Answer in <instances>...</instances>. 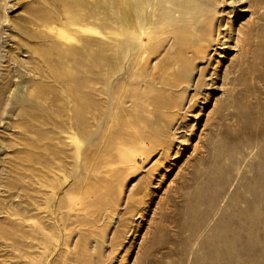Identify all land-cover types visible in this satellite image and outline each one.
<instances>
[{
	"label": "rangeland",
	"instance_id": "rangeland-1",
	"mask_svg": "<svg viewBox=\"0 0 264 264\" xmlns=\"http://www.w3.org/2000/svg\"><path fill=\"white\" fill-rule=\"evenodd\" d=\"M97 1L91 0L92 12L98 9L99 16L89 17L78 7L69 12L61 0H0V264L11 262L10 211L36 197L44 212L33 210L32 222L45 213L48 252H70L83 241L82 253H71L70 264H264V0H190L179 17L168 14L155 36L157 50L134 77L124 64L122 8L111 0L108 17V6ZM64 24L71 27V41L62 39L63 33L57 38ZM45 32L50 39L40 38ZM85 37L94 44L86 54L104 51L111 65L108 77L102 74L95 82L96 91L93 84L83 87L94 114L78 123L66 82L77 78L76 72L90 76L76 70L71 79H52L48 63L32 51L48 46L50 63L70 71L77 59L64 57V63L61 54L75 44L83 48L78 39ZM145 41L151 42L148 36ZM169 64L174 68L165 67ZM170 79L178 80L171 85ZM34 81L41 84L38 96L32 95ZM107 107L108 125L97 126ZM96 127L98 133L88 137ZM98 146L92 166L85 152ZM92 186L95 192L70 211L69 245H60L65 238L51 212Z\"/></svg>",
	"mask_w": 264,
	"mask_h": 264
},
{
	"label": "bare ground",
	"instance_id": "bare-ground-1",
	"mask_svg": "<svg viewBox=\"0 0 264 264\" xmlns=\"http://www.w3.org/2000/svg\"><path fill=\"white\" fill-rule=\"evenodd\" d=\"M35 1V0H34ZM40 1V0H39ZM97 1V0H96ZM46 2V1H45ZM50 2V1H49ZM61 2L63 3V6L64 7H66V8H68V11L69 12H71V11H73V9L75 8V7H78L79 9H82V10H85L86 11V14L87 15H89V17L91 16V15H94L95 17H96V15L95 14H97L96 13V11L98 10H96V11H94L95 12V14H94V12H92V7L94 6V4H92V2H91V0H61ZM111 0H100V1H97L96 3H98V5L100 4H103V5H106V6H108V13L107 14H109V15H106V16H110V12H111V9H112V6H111ZM115 2L117 3V6H119V7H121L122 8V11H123V17H122V20H121V26H120V28H119V31H122V33L124 34V39H125V43H124V51H125V55H124V58H126L127 59V61H126V63H124L125 65H126V73L127 74H129L131 71H133V77L136 75V73L137 72H139V71H141V70H144L145 69V63H146V61L149 59V55L151 54V53H154L156 50H157V48L158 47H156V45L158 44L157 43V41L159 40L158 38H156L155 36H156V34L157 33H159V32H162V30L164 29V27H165V24H166V18H167V16H168V14L169 13H171V14H173V16L174 17H179V15H181L182 13H184V12H186L187 11V9H188V7H191L190 6V0H115ZM40 3V2H39ZM168 3V4H167ZM57 4V3H56ZM106 6H104V7H106ZM195 8V7H194ZM100 9H101V7H100ZM185 9V10H184ZM64 10V9H63ZM196 10H197V12H199L200 10L199 9H197L196 8ZM62 11V10H61ZM79 12H80V10H78ZM62 12H64V11H62ZM100 13H101V11H99ZM75 13V12H74ZM74 13H71V14H73V17H72V19H74L75 17H74ZM85 13V12H84ZM93 13V14H92ZM78 14V13H77ZM99 14V13H98ZM97 14V15H98ZM54 15H55V13H54ZM57 15V14H56ZM62 16H64L63 14H62ZM70 17H71V15H69ZM76 16V15H75ZM79 16H81V13H79ZM82 16H83V14H82ZM99 16V15H98ZM203 18H205V15H201ZM38 17V16H37ZM55 17V16H54ZM58 17V19L60 18L59 16H57ZM76 17H78V15L76 16ZM87 17V16H86ZM93 17V16H92ZM111 17V16H110ZM65 18V17H64ZM83 18H85V17H83ZM51 19V18H50ZM61 19V18H60ZM67 19H68V15H67ZM67 19H66V21H67ZM70 19V18H69ZM76 19V18H75ZM78 19H80L79 17L76 19V21L78 20ZM86 19H88V18H86ZM111 19V18H110ZM16 20V19H15ZM37 20V19H36ZM35 20V21H36ZM47 20V19H46ZM103 20V19H102ZM105 20V19H104ZM208 20H210V18H208ZM43 21V20H42ZM48 21H51V20H49L48 19ZM61 21V20H60ZM79 21V20H78ZM108 20H106V22H107ZM51 22H53V20L51 21ZM73 22H75V21H73ZM72 22V23H73ZM103 22V21H102ZM44 23H46L47 24V22H44ZM60 23V22H59ZM69 23H70V20H69ZM72 23H70V25L72 24ZM108 23H110V22H108ZM65 24H67L66 22H65ZM64 24V25H65ZM101 24V23H100ZM147 24L149 25V27L147 26ZM209 24H211V22L209 23ZM34 25H36V22L34 23ZM43 26H44V24H42ZM61 25V24H60ZM64 25H62L63 26V29H62V31L59 33L58 32V34H57V38L59 37L60 38V35H62V33H63V37H62V39H67L68 41H71L72 39H71V35H70V33L68 34L67 33V31H69L70 30V28L69 29H67L68 27V25L66 26H64ZM104 25V24H103ZM108 25V24H107ZM55 27H56V25H54ZM72 27H73V25H71ZM110 26V25H109ZM108 26V27H109ZM58 27H59V25H58ZM108 27H102V28H108ZM48 28H51V26L50 27H48ZM53 28V27H52ZM74 28V27H73ZM76 28V27H75ZM40 29V28H39ZM39 29H38V31H39ZM77 29V28H76ZM61 30V29H60ZM73 30H75V29H73ZM72 30V31H73ZM37 31V32H38ZM50 31H52V30H50ZM100 30H98V32H99ZM49 32V31H48ZM57 32V31H56ZM74 32V31H73ZM104 32V31H103ZM52 33V32H51ZM55 33V32H54ZM54 33L52 34V35H54ZM65 33V34H64ZM78 33V32H77ZM72 34H74V33H72ZM136 34V38H134V35ZM77 35V34H76ZM106 35V34H105ZM38 36V35H37ZM41 36V35H40ZM49 34H47L46 32L44 33V35H42L40 38H43L44 40L45 39H50L49 37ZM65 36V37H64ZM91 36V35H90ZM149 37L150 38V40H151V42L150 43H148V42H146L145 40H146V37ZM39 37V36H38ZM52 38H54V37H52ZM51 38V39H52ZM57 38L55 37L54 38V40H56L57 41ZM58 38V39H59ZM86 38V37H85ZM31 39V38H30ZM42 39V40H43ZM61 39V38H60ZM82 39V38H81ZM81 39H78V42L79 43H82L83 44V48L81 47V48H77L75 45H74V48H72V49H66L65 51H64V53L62 52V54H61V56H62V59H60V60H63V58L64 57H69V58H73L74 59V61L77 59V61H78V63H77V65H76V68L75 69H70V71H68V70H65V69H62L61 67H59V68H57L56 67V65L57 64H53L52 62V64L56 67H52L51 65V63H50V61H51V58L49 57V54H48V50H45V48L44 47H46V46H44L43 44H40V46H44V47H42V48H40V47H36V48H34L33 49V51H32V53H35L36 55H38V56H41L42 58H44V61L40 58V60H42L41 61V63L42 62H46V63H48V66H49V70H51V76H52V79L53 78H55L56 80H58V79H60L61 77H66V76H69L70 77V75H73L74 74V72L77 70L78 71V74L79 73H87V76H90V77H84V76H81V75H77V72H76V76H77V78H74L71 82H66L64 79V81L67 83L66 85H67V92L65 93V94H67L68 92V94H70L71 96H72V99L73 100H75V103H74V109L72 108V107H69L70 109L72 108L73 109V119L76 121V122H78V123H84V121H85V118H86V116L87 115H89V114H94L93 112H92V105L91 104H93V101H92V99H91V96H85L86 94H89V92L87 93L86 92V94L84 95L83 93V91H82V89H83V87L85 86V85H87V86H91V88H92V84H93V88H92V91H96L97 89H96V81H98V78L103 74V75H105V76H107L108 77V75H109V71H110V66L109 65H111V63H109V62H111V61H109V59H107V57L104 55V51L103 52H101V54H99V53H96V52H88V55L86 54V50H87V48H90V46L92 45V43H91V40L92 39H90V40H87L88 39V37L86 38V40L85 39H83V41H81ZM40 40V39H39ZM54 40H49V41H47V42H52V43H54L55 41ZM99 40V39H98ZM100 40H103V39H100ZM61 41V40H60ZM94 41H95V39H94ZM104 41V40H103ZM102 41V42H103ZM161 41V40H160ZM42 42V41H41ZM44 42V41H43ZM42 42V43H43ZM62 42V41H61ZM67 42V41H66ZM102 42H101V44H102ZM105 42V41H104ZM103 42V44H105ZM107 43V42H106ZM59 44V43H58ZM68 44V43H67ZM95 44H96V47H97V45H99V44H97L96 43V41H95ZM101 44H100V46H101ZM137 44V45H136ZM51 45V44H50ZM49 45V46H50ZM66 45V44H65ZM94 45V44H93ZM92 45V46H93ZM107 45V44H106ZM109 45V44H108ZM136 45V46H135ZM58 46V45H57ZM61 46V45H60ZM67 46V45H66ZM105 46V45H104ZM104 46H102L103 48H104ZM19 47H21V46H18V48ZM22 47H24V46H22ZM55 47V46H54ZM62 47H63V45H62ZM68 47V46H67ZM46 48H48V46L46 47ZM56 48V47H55ZM55 48H53V49H55ZM64 48V47H63ZM98 48V47H97ZM96 48V49H97ZM110 48V45H109V47H108V49ZM49 49V48H48ZM80 49H82V50H80ZM98 49H100L101 50V47H99ZM106 49H107V47H106ZM108 49H107V51H108ZM105 50V49H104ZM106 51V50H105ZM55 52H57V51H55ZM98 52V51H97ZM100 52V51H99ZM31 53V54H32ZM90 53H93V54H91L90 55ZM96 53V54H95ZM106 53V52H105ZM55 54H57V53H55ZM59 54V55H60ZM31 56V55H30ZM51 56V55H50ZM54 56V55H53ZM55 56H58V55H55ZM88 56L90 57V58H88ZM33 57V56H32ZM31 57V58H32ZM59 58H60V56H58ZM110 57V56H109ZM174 57V56H173ZM13 58V57H12ZM16 58V57H15ZM30 58V59H31ZM34 58V57H33ZM37 58V56L35 57V59ZM50 58V60H48ZM55 58V57H54ZM172 58V57H171ZM18 59V58H17ZM12 60H14V59H12ZM19 60V59H18ZM39 60V61H40ZM171 60V59H170ZM30 61H32V59L30 60ZM35 61V60H34ZM33 61V62H34ZM52 61H53V59H52ZM57 61V60H56ZM55 61V62H56ZM64 61V63H66L65 62V60H63ZM10 62H11V60H10ZM15 62H17V60L15 61ZM19 62V64H21L22 65V67H24L23 65H24V63H21V61L19 60L18 61ZM38 62V61H37ZM37 62H35V63H37ZM73 62V61H72ZM76 62V61H75ZM40 63V62H39ZM56 63H58V62H56ZM60 63V62H59ZM62 63V62H61ZM177 62L175 61V64H176ZM31 64H33V63H31ZM51 64V65H50ZM73 64V63H72ZM10 65V64H9ZM41 65V64H40ZM44 65H45V63H44ZM123 65V64H122ZM124 65V66H125ZM173 67H172V66ZM169 64L168 66H165L166 68H168L169 66H171L172 68H174V66L175 65H173V64ZM19 66V65H18ZM33 66V65H32ZM31 66V67H32ZM46 66V65H45ZM44 66V67H45ZM51 66V67H50ZM74 66V65H73ZM8 67V66H7ZM28 67V66H27ZM30 67V66H29ZM35 67H36V65H35ZM122 67V66H121ZM162 68V67H161ZM26 69V68H25ZM24 69V70H25ZM31 69H33V67L31 68ZM38 69V67L36 68V70ZM66 69H68V68H66ZM20 70V69H19ZM18 69H17V71L20 73V71H19ZM23 70V69H22ZM28 70V69H27ZM30 71V70H29ZM33 71H34V69H33ZM37 71H41V70H37ZM35 72V73H37V74H39L38 72ZM124 71V70H123ZM31 72V71H30ZM46 72H47V74L49 73L47 70H46ZM46 72H45V74H46ZM18 73V74H19ZM23 73V72H22ZM34 73V72H33ZM32 73V74H33ZM44 73V72H43ZM49 73V74H50ZM26 74V73H25ZM24 74V75H25ZM127 74H125V76L127 75ZM23 75V74H22ZM21 75V76H22ZM40 75V74H39ZM20 76V75H19ZM26 76H27V74H26ZM49 76V75H48ZM50 76V77H51ZM54 76V77H53ZM40 77V76H39ZM72 77V76H71ZM71 77H70V79H71ZM5 78V77H4ZM23 78V77H22ZM31 78V77H30ZM46 78H48V79H50L49 77H46ZM45 78V79H46ZM25 79V78H24ZM37 79V78H36ZM55 79H54V82H55ZM66 79V78H65ZM38 80V79H37ZM36 80V81H37ZM40 80V79H39ZM178 80V79H177ZM177 80H175V79H170V84L172 85V84H174V83H177ZM36 81H34V83H33V85L35 84V83H37ZM48 80H45V82H47ZM67 81H70L69 79H67ZM26 82H28V81H26ZM40 82V81H39ZM62 82V81H61ZM69 83V84H68ZM17 84H19V83H17ZM25 84H29V83H25ZM63 84V83H62ZM35 86V85H34ZM43 86V85H42ZM62 86H64V85H62ZM11 87V86H10ZM17 87V89L18 88H21V86L20 85H17L16 86ZM30 87V86H29ZM47 87L49 88L50 87V85L48 86L47 85ZM57 87H58V85H57ZM68 87H69V90H68ZM9 88V87H8ZM59 88V87H58ZM29 89V88H28ZM32 88H30V90L29 91H32L31 90ZM45 89V88H44ZM50 89H51V87H50ZM50 89H48V90H50ZM53 89V88H52ZM56 90L55 91H58L57 90V88H55ZM61 89V88H60ZM60 89H59V92H60ZM14 90V89H13ZM43 90V89H42ZM10 91V90H9ZM19 91V90H18ZM44 91H47L46 89L44 90ZM43 91V92H44ZM106 91L109 93V89H106ZM40 92H41V84H38L37 86H35V89H34V91H33V93L32 92H30V93H32V95H36V96H38L39 94H40ZM49 92V91H48ZM47 92V93H48ZM50 92H52V91H50ZM54 92V91H53ZM58 92V93H59ZM91 92V91H90ZM22 93H23V91H22ZM58 93H57V95H58ZM93 93V92H92ZM96 93V92H95ZM54 94H56V92L54 93ZM60 94V93H59ZM11 95V94H10ZM20 95H23V94H20ZM63 95V94H62ZM30 96V95H29ZM49 96H50V94H49ZM51 96H53V95H51ZM51 96L49 97V98H51ZM71 96H70V100H71ZM93 96V95H92ZM46 97V96H45ZM95 97V96H94ZM21 98H23V96L21 97ZM30 98V97H29ZM63 98V97H62ZM68 97L66 96V99H67ZM30 99H32V98H30ZM46 99V98H45ZM47 99H48V97H47ZM57 99H58V97H57ZM52 100H54V99H52ZM63 100H64V98H63ZM69 100V101H70ZM73 100H71V102L73 101ZM28 101V100H27ZM31 101V100H30ZM54 101H56V98H55V100ZM54 101H52L53 103H54ZM59 101V100H58ZM58 101H56V102H58ZM65 101V100H64ZM26 102V101H25ZM34 102V101H33ZM32 102V103H33ZM46 102V101H45ZM60 102H63V101H59V103ZM28 103V102H27ZM32 103H31V105H32ZM36 103V102H35ZM42 103V102H41ZM50 103V102H49ZM65 103V102H64ZM39 104V103H38ZM56 104V103H55ZM55 104H53L54 106H55ZM68 105L70 104V103H67ZM27 105V104H26ZM25 105V106H26ZM29 105H30V103H29ZM28 105V106H29ZM36 105H37V103H36ZM49 105H52V104H49ZM60 105V104H59ZM11 106H13V105H11ZM41 106V104H39V107ZM54 106H52V107H54ZM67 106V105H66ZM73 106V105H72ZM32 107H34L35 108V106H32ZM31 107V108H32ZM59 107V106H58ZM42 108V107H41ZM57 108V107H56ZM64 108V107H63ZM63 108H61V110L63 109ZM67 108V107H66ZM33 109V108H32ZM56 110V109H55ZM31 111V110H30ZM57 111V110H56ZM72 111V110H71ZM103 111V110H102ZM101 111V112H102ZM29 112V111H28ZM45 112V111H44ZM53 112V111H52ZM60 112V111H59ZM30 113V112H29ZM32 113V112H31ZM62 114H63V111L61 112ZM87 113V114H86ZM55 114V113H54ZM68 114V113H67ZM31 115V114H30ZM35 115V114H34ZM47 115H49L48 113H47ZM60 115V114H59ZM58 116V114L56 115V117ZM60 116H62V115H60ZM67 116V119H68V115H66ZM71 116H72V114H71ZM30 117V116H29ZM47 117V116H46ZM52 117V116H51ZM63 117H65V116H63ZM34 118V117H33ZM36 118V117H35ZM43 118V117H42ZM42 118H39V119H42ZM109 118H111V114H110V112H108V107L107 108H104V112L99 116V122H98V125L97 126H101V125H108V123H109ZM46 119V118H45ZM50 120H51V118H49ZM54 119V121L55 120H57V119H55V118H53ZM52 119V120H53ZM60 119H61V117H60ZM62 119H64V118H62ZM62 119H61V123H62ZM88 119V118H87ZM89 119H91V118H89ZM37 120V119H36ZM47 120V119H46ZM73 120V121H74ZM45 121V120H44ZM71 121H72V119H71ZM72 121V122H73ZM48 121H46L45 122V124L47 123ZM50 122V121H49ZM57 122H59V121H55V123H57ZM60 123V122H59ZM87 123V122H86ZM47 125V124H46ZM57 125H58V123H57ZM56 125V127H58V126H60V125H58L57 126ZM87 125V124H86ZM44 126V125H43ZM82 126V125H81ZM55 127V129H57ZM60 127H62V126H60ZM64 127H66V126H64ZM69 127V126H68ZM67 127V128H68ZM70 127H71V125H70ZM82 127H84V124H83V126ZM94 127V126H93ZM59 128V127H58ZM55 129H52V131H55ZM61 129V128H60ZM42 130V129H41ZM63 130H65V129H63ZM74 130V129H73ZM76 130V129H75ZM98 131H99V128H95V130H90L88 133H87V135H88V137H91V138H93L97 133H98ZM56 133H57V131H55ZM77 132V131H76ZM79 132V131H78ZM72 133V132H71ZM84 134V133H83ZM42 135V134H41ZM50 135V134H49ZM56 135V134H55ZM69 135V134H68ZM78 135V134H77ZM110 135L109 134H107L106 135V138H108ZM49 137H51V136H49ZM59 137H60V134H59ZM65 137V136H64ZM61 138H63V136L61 137ZM61 138H59V139H61ZM66 138V137H65ZM64 138V139H65ZM78 138H79V136H78ZM40 139V138H39ZM64 139H62L63 141H64ZM75 139V138H74ZM61 140V142H63ZM72 140H73V138H72ZM76 140V139H75ZM81 140V139H80ZM60 141V140H59ZM89 141V140H88ZM65 142V141H64ZM79 143V142H78ZM79 146V145H78ZM77 146V147H78ZM88 147L89 146H91L90 144H88L87 145ZM86 146V149H84L85 151L88 149V147ZM82 148V147H81ZM80 148V149H81ZM72 150V148L70 149V151ZM92 151H94V154H95V157L93 158V152ZM99 152H100V149H99V146H98V149L96 150L95 149V147H91V149L90 150H88L87 152H85V160H86V163H87V161H90L91 162V160L92 159H94V160H96V158L99 156ZM72 156V155H71ZM29 161V160H28ZM89 162V163H90ZM89 163H88V165H89ZM91 164H92V162H91ZM61 166V165H60ZM90 166V165H89ZM89 166H87V168L89 167ZM92 166H93V164H92ZM77 167V166H76ZM24 168V167H23ZM27 168V167H26ZM25 168V169H26ZM60 168V167H59ZM59 168H58V170H59ZM63 168V167H62ZM91 168H93V167H91ZM64 169V168H63ZM88 169H90V168H88ZM13 170V169H12ZM27 171H28V168L26 169ZM67 170V169H66ZM65 170V171H66ZM74 170V169H73ZM22 171H24L23 169H22ZM62 171V170H61ZM9 172H10V170H9ZM8 172V173H9ZM12 172V171H11ZM75 172H76V170H75ZM8 173H7V175H8ZM13 173V172H12ZM11 173V174H12ZM65 173V172H64ZM84 173H86V172H84ZM88 173V172H87ZM14 174V173H13ZM28 174V173H27ZM45 174V173H44ZM55 174H58V172L57 173H55ZM65 174H67V173H65ZM25 175V171L23 172V176ZM43 175V174H42ZM46 175V174H45ZM63 175V174H62ZM73 175H75L74 173H72V176ZM79 175V174H78ZM82 175V174H81ZM88 175V174H87ZM23 176H22V179L24 180V178H23ZM85 176V175H84ZM84 176H82V177H84ZM10 177V176H9ZM24 177H26V179H27V175H25ZM44 177V176H43ZM81 177V178H82ZM89 177V176H88ZM76 178H77V176H76ZM79 178V177H78ZM47 179V178H46ZM45 179V180H46ZM73 179H74V177H73ZM90 179V178H89ZM89 179H88V181H89ZM92 179H93V177H92ZM27 180H29V179H27ZM77 180V179H76ZM79 180V179H78ZM25 181L26 180H24V185L26 186V184H25ZM75 181V180H74ZM81 182L82 181H84V180H80ZM87 181V182H88ZM40 182V181H39ZM50 182V181H49ZM76 182V181H75ZM80 182V183H81ZM85 182V181H84ZM27 183V182H26ZM30 183V180L28 181V184ZM38 183V182H37ZM23 184V183H22ZM31 184V183H30ZM30 184L28 185V186H30ZM77 184H78V182H77ZM84 185H86L85 183H83ZM46 185H47V187H48V185H49V183L47 184L46 183ZM46 185H45V187H46ZM53 185H54V183H53ZM56 185V184H55ZM60 185H61V183H60ZM87 185H89V184H87ZM86 185V186H87ZM58 186H59V184H58ZM94 186V185H93ZM92 186V191H87V192H85V193H83L82 195H79V194H81L82 192V190L80 191V192H77L78 193V197L77 198H75V200H72V201H70L69 203H63V202H60L59 204H57L56 206H55V208L53 209V211L51 212V215H52V217L51 218H53V219H55V222H56V224H59V226H61V238H62V236L65 238V239H63L62 241H60L59 243H60V245L62 244V243H65L66 245H69V238H70V236H72L71 235V232H70V234H67V235H65L66 233H67V231L68 230H70V224H72V222H71V219H70V211L72 210V209H75V207L77 206V203L79 202V201H85L86 199H88V197H90V195H91V192H95V187H93ZM23 187V186H22ZM50 187H52L51 185L49 186V188ZM57 187V186H56ZM79 188L81 187V186H78ZM78 187H74V190H76V188H78ZM82 187H83V185H82ZM25 188V187H24ZM29 188V187H28ZM37 189V188H36ZM58 189V188H57ZM41 190V189H40ZM46 191H47V189H46ZM45 191V192H46ZM59 191V190H58ZM63 191V190H62ZM30 192V191H29ZM49 191H47V193H48ZM23 193H24V191H23ZM26 193H28V192H26ZM41 193V192H40ZM49 193H51V192H49ZM29 194V193H28ZM37 195V194H36ZM47 195H49V194H47ZM73 195V194H72ZM19 196H21V195H19ZM26 196H27V194H26ZM34 196H35V194H34ZM39 197V196H38ZM40 198H41V196L39 197V200H40ZM66 198V197H65ZM70 198V197H69ZM29 199V198H28ZM36 199L38 200V198L36 197ZM47 199V198H46ZM45 199V200H46ZM53 199V198H52ZM71 199V198H70ZM98 199H99V197H98ZM35 200V199H34ZM33 200V201H34ZM37 200L36 201H34L35 203H33V202H30L29 200H28V202L26 203L25 202V206L22 208L21 207V203L19 202V203H17L18 204V207L17 208H14V209H12V211H10V227H12V231L10 232V235H9V238L12 240V242H9V246L11 247L10 248V255H11V257H10V264H56V261H55V258H56V255L57 254H59L60 256H59V259H58V261H57V264H70V260H72L74 257H73V255L71 254V253H73V254H76V256L77 255H80L81 253H82V247H83V241H81V244L79 243L76 247H75V249L74 250H71L70 252H69V249L68 248H66L65 250H63V251H61V250H59V251H57V249L58 248H55V249H53L51 252H48V247H49V242H47L48 241V239H47V237H49L50 238V236L49 235H46V233L44 232V230L46 229L47 230V228H48V223H46L45 221L46 220H43L44 218H43V215L45 214H43L42 215V217H41V219L38 221V222H32V219L33 218H35V217H37V214L35 213V214H32V211L33 210H41L40 212H44V210L42 211V209H43V207H42V205H40V202L38 203L37 202ZM100 200V199H99ZM64 201V200H63ZM67 202V201H66ZM46 203V202H45ZM80 203V202H79ZM91 204L92 203H85V205H87L88 207L89 206H91ZM55 205V204H54ZM45 206V205H44ZM79 208V207H78ZM67 209H69V212H63V210H67ZM84 209H86V208H84ZM57 210H59V213H58V211ZM36 212V211H35ZM46 213H47V210L45 211ZM63 212V213H62ZM58 213V214H57ZM41 215V214H40ZM40 215H39V217H40ZM59 215H61V218H57V216H59ZM74 215V214H73ZM47 216V215H46ZM70 216V217H69ZM75 216V215H74ZM38 217V218H39ZM45 217V216H44ZM43 218V219H42ZM46 218H48V216L46 217ZM50 220V219H49ZM22 221V222H21ZM48 222V221H47ZM93 222V221H92ZM95 223V222H94ZM23 224V225H22ZM52 224V223H51ZM22 225V226H21ZM56 226H58V225H56ZM55 226V227H56ZM23 227V228H22ZM54 227V226H53ZM54 227V228H55ZM51 231V230H50ZM47 232V231H46ZM53 232V231H52ZM49 234V233H48ZM54 235H55V233H54ZM60 238V237H59ZM47 239V240H46ZM51 239V238H50ZM52 241V240H51ZM52 243H54V242H52ZM56 244V242L53 244V245H55ZM57 246V245H56ZM55 246V247H56ZM55 251H57V253L56 254H54V252ZM53 254H54V256H53Z\"/></svg>",
	"mask_w": 264,
	"mask_h": 264
}]
</instances>
